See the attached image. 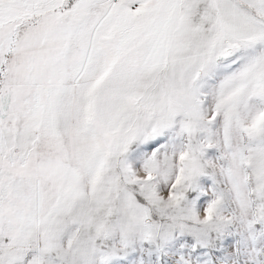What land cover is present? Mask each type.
I'll return each instance as SVG.
<instances>
[{"label": "snow or ice", "instance_id": "1", "mask_svg": "<svg viewBox=\"0 0 264 264\" xmlns=\"http://www.w3.org/2000/svg\"><path fill=\"white\" fill-rule=\"evenodd\" d=\"M0 264H264V0H0Z\"/></svg>", "mask_w": 264, "mask_h": 264}]
</instances>
